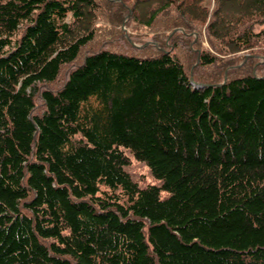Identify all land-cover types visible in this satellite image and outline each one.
<instances>
[{
  "label": "trees",
  "instance_id": "obj_1",
  "mask_svg": "<svg viewBox=\"0 0 264 264\" xmlns=\"http://www.w3.org/2000/svg\"><path fill=\"white\" fill-rule=\"evenodd\" d=\"M203 1L0 0V264H264V0Z\"/></svg>",
  "mask_w": 264,
  "mask_h": 264
},
{
  "label": "rangeland",
  "instance_id": "obj_2",
  "mask_svg": "<svg viewBox=\"0 0 264 264\" xmlns=\"http://www.w3.org/2000/svg\"><path fill=\"white\" fill-rule=\"evenodd\" d=\"M116 1H121V0H116ZM123 1V0H122ZM128 1V0H127ZM235 6L239 7V3L237 1H235ZM121 3V2H119ZM203 4H205L206 6L213 8L215 6V0H204ZM132 9V8H131ZM142 10V9H141ZM133 11L130 10V12ZM132 13V12H131ZM128 10L126 8L123 9V13L120 17L121 22L116 23V28L119 31V34H115L113 42L108 45L109 48L112 49H125V50H129V51H137L139 48L147 45L150 42H154V37L152 36V34H158L160 33L162 36H165L167 34L166 30H164L163 28V22L164 20V13H162L159 16V21L157 23H154L153 27H148V26H144L143 24H140L138 26L137 20L135 18H128ZM131 16V15H130ZM141 18L143 20H148L149 15L148 14H144L143 15V10L141 13ZM102 23V25H106V26H110V24L107 23L106 19H103L100 21ZM193 28V26H191ZM109 28V27H107ZM125 30H124V29ZM170 29V28H169ZM176 29V30H175ZM197 29V30H196ZM196 29H192L189 31H186L185 29H182L180 27H174L173 29H170L171 33L172 31H176V37H178L181 41V48L182 50H185V47L187 45H190L191 48H196V40H199V43L201 44L200 46L202 47L203 50H207L210 51L214 54L217 53L216 47L220 46V44H216V43H211L208 40L207 37V33H208V25L207 22H204L200 25V28H196ZM183 30H185L186 34L184 33H180ZM113 33V31L108 30V32H106V38L110 37ZM127 36V37H126ZM209 38L210 35H209ZM161 40V39H160ZM171 39H169L168 37H166L165 39V43L171 42ZM163 41V40H161ZM164 44V43H161ZM180 54L183 55L182 52L178 51ZM224 54H226L224 52ZM248 52L246 51H242L240 52V60H237L238 62L234 65L240 66L242 63H244L247 58H248ZM228 54H226V58H228L227 56ZM246 59V60H245ZM263 60V58L258 59V62H261ZM195 64H197L195 62ZM200 68L196 69V71H199L200 74H207L208 71L211 69H214V67H209V68H203L201 67V70H199ZM205 69L206 72H205ZM129 170L131 173H133V175L135 176L136 179H138L139 181L146 179L148 180L149 178H151L150 172L148 171L149 168L143 164L142 162H139L133 158H131V162L129 165Z\"/></svg>",
  "mask_w": 264,
  "mask_h": 264
},
{
  "label": "bare ground",
  "instance_id": "obj_3",
  "mask_svg": "<svg viewBox=\"0 0 264 264\" xmlns=\"http://www.w3.org/2000/svg\"><path fill=\"white\" fill-rule=\"evenodd\" d=\"M124 29V28H123ZM125 30V29H124ZM176 30V29H175ZM246 60V59H245ZM194 68V67H193ZM212 85H214V84H212ZM149 171V170H148ZM106 187V186H105Z\"/></svg>",
  "mask_w": 264,
  "mask_h": 264
}]
</instances>
